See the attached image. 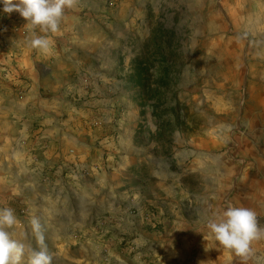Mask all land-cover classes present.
<instances>
[{
	"label": "rangeland",
	"instance_id": "374dc122",
	"mask_svg": "<svg viewBox=\"0 0 264 264\" xmlns=\"http://www.w3.org/2000/svg\"><path fill=\"white\" fill-rule=\"evenodd\" d=\"M88 4L94 17L84 27L100 34L108 85L117 91L108 112L115 130L109 139L131 138L134 125L141 124L138 138L162 160L156 172L173 171L171 186L160 192L152 183L145 190L159 191L158 202L127 198L114 210H76L70 208L74 201L44 207L6 200L0 207L14 209L18 223L9 232L26 246H37L29 221L40 220L53 264H170L178 252L195 250L196 243L192 247L187 240L198 230L192 207L210 189L214 160L220 157L226 171L232 166L236 179L221 180L229 188L244 173L256 174L253 161L264 157V147L248 136L253 114L264 107V0ZM5 69L10 70L0 67V92L24 91L8 81ZM89 86L83 84L86 91ZM88 123L99 125L97 119ZM200 161L205 171H190L187 163ZM229 196H221L222 206ZM20 264H28L27 253Z\"/></svg>",
	"mask_w": 264,
	"mask_h": 264
},
{
	"label": "crops",
	"instance_id": "0c3cea01",
	"mask_svg": "<svg viewBox=\"0 0 264 264\" xmlns=\"http://www.w3.org/2000/svg\"><path fill=\"white\" fill-rule=\"evenodd\" d=\"M88 6V0H80L66 9L57 33L35 29L36 35L50 40L47 54L29 47L32 30L18 13L0 12V67L9 68L5 77L24 90L0 92V115L4 117L0 118V202H37L45 207L74 201L70 208L76 210H92L95 205L114 210L127 198L156 203L164 186H171L173 171L163 176L156 172L162 160L156 158L151 145H142L138 138L141 124L134 125L131 138L109 139L115 130L107 123L108 112L117 91L108 85L100 34L84 27L83 22L94 17ZM85 82L90 84L87 91ZM260 98L263 101V93ZM253 115L248 136L254 146L264 147V107ZM94 119L99 125L92 128L88 122ZM219 159L210 170L209 191L195 199L192 207L198 214V230L187 240L192 247L196 243L195 250L178 252L177 261L170 264H264V239L252 242L251 255L245 259L208 239L206 227L208 219L229 205L253 210L258 224L264 226V157L253 161L256 174L244 173L229 188L221 184L222 178L235 180L236 176L232 166L226 171ZM201 163L187 164L193 165L190 171L202 172ZM152 183L160 192L145 190ZM96 187L105 189L94 194ZM222 195H230L223 206Z\"/></svg>",
	"mask_w": 264,
	"mask_h": 264
},
{
	"label": "clouds",
	"instance_id": "9594fccd",
	"mask_svg": "<svg viewBox=\"0 0 264 264\" xmlns=\"http://www.w3.org/2000/svg\"><path fill=\"white\" fill-rule=\"evenodd\" d=\"M78 0H0V12L19 14L32 30L28 45L45 54L51 48L47 36L36 35L35 29L42 33H57L64 18L65 10L71 9ZM18 223L15 211L11 207H0V264H20L27 253L28 264H53L54 254L50 252L42 230L40 220L32 217L29 221L31 232L35 236L36 247L27 246L12 238L9 229ZM208 239L225 250L247 259L252 252L251 244L264 239V226L258 224L256 213L246 207L229 205L226 210L206 221Z\"/></svg>",
	"mask_w": 264,
	"mask_h": 264
}]
</instances>
